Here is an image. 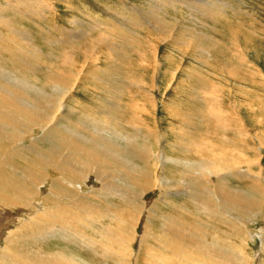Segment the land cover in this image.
Returning <instances> with one entry per match:
<instances>
[{
  "label": "bare ground",
  "instance_id": "bare-ground-1",
  "mask_svg": "<svg viewBox=\"0 0 264 264\" xmlns=\"http://www.w3.org/2000/svg\"><path fill=\"white\" fill-rule=\"evenodd\" d=\"M28 2L0 3V219L7 210L32 217L28 224L6 229L0 236V264H83L77 261L82 254L95 264H264V171L260 167L256 171L259 159L244 153L240 145L230 146L238 139L221 135L220 143L213 142L211 138L217 137V132L211 130L193 141L198 135L189 131L181 113L177 135L182 144L173 145L179 149L180 157H172L164 145L166 129L160 131L161 123L156 117L130 115L123 127L111 114L122 97L111 100L97 92L100 86L97 98L105 104L98 111L107 112L106 119L89 115L82 108L74 109L70 97L78 75L70 73L73 69L67 73L66 67L53 77L59 69L58 62L50 64L51 69L39 71L41 57L34 52L32 42L16 29L15 20L6 18L14 7L23 8L30 16L46 18L57 1ZM183 5L196 22V16L201 14L192 12L194 6ZM197 5L206 8V17L218 10L213 4ZM155 14V10L147 14V21L154 22L151 29L155 35L150 31L146 35L149 38L141 35V40L123 35L119 24L99 31L96 37L93 31L88 35L85 25L70 19L72 27L60 26L59 30L63 35L71 34L73 40L84 41L67 48L71 50H66L69 54L64 51V62L78 71L100 62H105L106 67L118 66L121 48L131 44L133 56L139 61L134 59L129 66L136 70V65L143 76L151 75L145 81L130 68L129 76L135 84L156 92L154 80L161 65L162 46L158 41L166 43L173 37L177 41L184 35L175 23L171 25ZM54 18L52 23L58 25L59 18ZM192 32L184 45L194 55L204 57L208 51L198 48L197 33L201 32L195 28ZM234 33L238 39L239 33ZM19 41H24L25 49ZM178 69L172 74L168 71V75L176 77ZM104 75L93 71V83L104 85ZM106 77L118 82L108 73ZM49 79L54 81V89H47ZM151 102L149 110L157 114L159 107ZM169 113L173 118L179 116L175 109H169ZM197 113L200 117L203 112ZM224 118L217 115L215 119L222 130L226 129ZM188 154L198 159L190 160ZM171 163L175 166V180L165 176ZM235 179L248 180L249 184L242 188ZM109 189L115 199L112 203L105 196ZM156 192L160 197L145 207V196ZM176 196L185 204H174ZM142 219L143 231L137 235ZM231 239L233 244L226 241ZM256 243L259 245L252 252L250 244ZM133 244L137 251L132 250ZM130 252L136 255L133 259H129Z\"/></svg>",
  "mask_w": 264,
  "mask_h": 264
},
{
  "label": "rangeland",
  "instance_id": "rangeland-1",
  "mask_svg": "<svg viewBox=\"0 0 264 264\" xmlns=\"http://www.w3.org/2000/svg\"><path fill=\"white\" fill-rule=\"evenodd\" d=\"M3 1L4 0H0V3ZM28 1L29 0H27V3L29 4ZM53 1H57L56 7L46 13V18H41V16H30L26 14L21 7L10 8L6 18L9 20H15V26L17 25L16 29L24 34L28 41L32 42L34 52L41 57V70L39 71L49 68L50 64H54L53 62H55V64L58 62L59 69L54 72L53 77L59 75L60 71L64 70L66 67L65 70L67 73L73 69L74 71H71L70 73L74 76L76 75V77L78 75L76 82L73 84L74 89L70 97L71 106L74 109L80 110V108H82V110L84 109L83 111L89 115L106 119L104 116L107 112L100 113V111H98L100 110L99 107L105 104V101L97 98V92L109 96V99L111 100L120 96L122 98H119V105L113 106L115 109H111V114L114 116V119L119 120L121 125L125 127L127 120H130L132 117L137 118L142 116L146 119L156 117L161 123V127H159L160 131L166 129L164 139V145L167 149L166 151H170L168 152L169 155L175 158L180 157V155L179 149L175 148L173 145L182 144L180 142L181 137L177 135V127L181 126V122L178 120L181 113L187 119L186 124L189 131L194 132V135H198L193 137V141L196 142L201 135H204L205 132H209L210 130L217 132V134H215L217 137L214 136L211 138L215 143H220L222 141L221 135L227 136L232 140L238 139L237 143L229 140V143L232 141L230 146L235 147L240 145L244 153L253 158L259 159L256 171H259V169L264 171V0ZM71 2L72 4H70ZM182 2L194 6L192 12L201 14L196 16V22L193 17L190 16L188 10L185 9L186 6L183 5ZM197 4L205 5L207 7H210L213 4V7L218 6V10H212L211 17H206V8L204 9L203 6V8H201ZM224 4H227V6ZM23 5H26L25 1L23 2ZM64 5L69 6V9H65ZM150 9L156 11L154 17L157 15L160 20H165L171 25L175 23L174 25L178 28L179 33L182 32L184 35L180 39L178 37L177 41L174 37L166 43H162L160 40L158 41L162 46L159 51L161 65L159 66L156 79L154 80L156 92L148 89L151 91L150 92L147 88L135 84V82L132 81L134 78L132 79V77L129 76V69L131 68L129 64H134V59L139 61L136 56H133L132 50L134 47L131 44H124L123 48H121L119 55H117L118 66L110 64L109 67H106L104 65L105 62H100L81 67L78 71L76 67L64 62L65 57L62 56L63 53H65L64 51H71L69 50L70 46L75 43H77L76 45H79L80 43H83L84 40H73L71 39V34L63 35L59 30L60 26H63L65 29H67L68 26L71 28L72 26L69 22L71 20H76L82 27L85 25L83 27L85 30L84 32H88V35H91V31H93V35L95 36L99 31L107 30L110 28L109 26H112L113 24H119L122 29L121 33L124 32L123 35H130L136 40H141L139 36H146L150 31L151 34L155 35V32L152 30L154 22L147 21V18L149 19L147 14L149 15V11H151ZM208 11L211 10L208 9ZM55 16L59 18L58 25L52 23ZM72 17L74 19H72ZM194 28L203 33H197L199 34L197 38L199 39L198 48L208 51L206 55H203L204 57L199 55V58L184 45L190 41V38L188 37H190V35L191 37L193 36L192 29ZM230 31L233 32L230 33ZM234 32L239 33L238 39L235 38L236 35ZM118 33H120V31ZM146 37L147 39L149 38L148 36ZM245 38L250 41L244 42L243 39ZM19 43L21 44L22 49H25L26 44L24 41H19ZM49 55L51 56L50 58ZM55 55L59 56V60L56 59L57 57ZM169 63H171L170 66L168 65ZM180 64L181 68L178 69ZM135 67L136 70L133 68L130 70H134L135 73L140 77H143L145 81L150 80L151 74H149V76H143V71L138 69L136 65ZM49 69H51V67ZM177 69L178 74L176 77H174V75H168V71L172 74ZM93 71L94 73H105L103 76L105 82L104 85L93 83L95 81L93 80L94 77L92 78ZM107 73L113 77L115 76L114 78H117L118 82L108 79L106 77ZM184 73L190 77H186ZM99 86L101 88H99ZM54 88V81L49 79L47 89L50 90ZM124 88L125 90H123ZM96 89H98L97 92ZM204 94L206 97H204ZM151 100L159 107L157 114L149 110L151 109L150 107H152L150 104L152 103ZM170 106L174 108H169ZM169 109H175L176 113H179V116L175 118L171 117ZM221 110L222 112H220ZM197 111L203 112L200 114V117ZM211 113H216L215 115H218L221 119L225 117V130L218 128L219 121H215L216 116L211 115L213 118L208 117ZM235 122L238 123V125ZM231 123H233V125ZM233 130L236 131L234 132ZM259 141L261 142L260 145ZM188 158L190 160L198 159H196L195 154H188ZM174 171L175 166L171 163L165 176L175 180L176 174H174ZM107 178H109V176ZM102 179L105 183L106 176H103ZM112 180L114 181V179L111 178L110 182L114 183ZM245 182L246 181L238 179L235 184L242 188H246L249 182L248 180L246 183ZM91 184L98 187L95 182H92ZM99 187L101 188V186ZM42 191L44 192L45 188H43ZM110 191L111 189H109L108 192H105V196L109 197L108 202L112 203L115 199H113L112 191ZM158 194L159 193L157 192L152 194L148 193L144 199L145 207L148 206V204L150 205L154 203L156 199L160 197ZM174 198V204H185V202L181 201L179 196ZM7 211H9L7 213L8 217H6V215L5 217H2L3 219H0V236L4 235L3 232L8 229H14L15 227H17L15 229L21 228L24 224H28L29 220L32 219L31 215L30 217L27 216V218L26 214L22 217L19 216L17 212L10 210ZM50 219L52 220L53 218L50 217ZM143 219L137 230V235L142 234L141 232L143 231L144 224ZM222 228L229 230L227 225H223ZM226 241L233 244L232 239ZM258 245L259 243H256L254 246L250 244L252 252L257 249ZM0 246H2V244H0ZM133 249L137 251L138 247L133 244L132 250ZM75 256L76 255H74V257ZM132 256L136 255L133 252H130L129 259H133ZM141 257H143V255H141ZM77 261L83 264H95L93 259L86 254L80 255V257L77 258ZM257 264H260V262Z\"/></svg>",
  "mask_w": 264,
  "mask_h": 264
}]
</instances>
